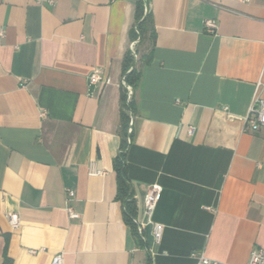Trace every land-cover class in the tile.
I'll use <instances>...</instances> for the list:
<instances>
[{"label": "crops", "instance_id": "1", "mask_svg": "<svg viewBox=\"0 0 264 264\" xmlns=\"http://www.w3.org/2000/svg\"><path fill=\"white\" fill-rule=\"evenodd\" d=\"M138 2L0 0V264H246L264 248V128L246 121L264 99V0H149L156 39L125 154L145 242L116 169ZM95 69L110 83L91 84Z\"/></svg>", "mask_w": 264, "mask_h": 264}, {"label": "built area", "instance_id": "2", "mask_svg": "<svg viewBox=\"0 0 264 264\" xmlns=\"http://www.w3.org/2000/svg\"><path fill=\"white\" fill-rule=\"evenodd\" d=\"M145 2V14L150 12V2L149 0H143ZM242 2H250L251 0H239ZM205 30H207L210 33H215L218 28V23L215 19H206L204 22ZM136 31L138 32L137 26H135ZM6 35V29L3 26H0V39L4 38ZM139 44V38L135 39L130 44V50L132 54L134 55L135 61H137V53L136 48ZM89 81L91 84H99V83H110V78L107 76H104L101 74L99 69H95L90 75H89ZM122 85L125 88L126 91V101L127 103H130L134 96V89L133 87L126 81V76L123 75L122 77ZM43 117H46V112L41 113ZM132 115V112H130ZM247 124L249 128L253 131H258L261 128H264V99L255 98L253 101V104L251 106L249 116L246 119ZM131 126L132 123L129 124L128 133L131 134ZM195 127L192 125L188 126V133L191 135L194 133ZM130 142V137H128V144L124 149H120L117 156H122V154L127 152L128 145ZM91 174H102V171L99 170H91ZM128 185L129 180L127 179ZM132 192V190L130 189ZM162 192V187L159 184H152L149 186L146 197H145V207L146 212L151 220V217L155 211V208L157 206L158 200L160 198ZM68 196L72 198L74 196V192L72 190H68ZM67 211L69 213V216L71 218H78L80 215L78 212L74 210L72 206L67 207ZM9 223L12 229L16 230L21 225V219L19 217V214L16 212H11L8 215ZM134 222L137 226V231L141 239L145 242L146 238L143 232V226L141 223H138L137 219L134 218ZM163 232V225L161 223H154V237L155 241L159 242L162 236ZM42 250V249H41ZM32 253H36L37 250H32ZM192 256L197 259V264H221L215 260H212L205 256L203 252H193ZM51 264H64V258L62 253H57L53 256L51 260ZM226 264V263H222ZM246 264H264V248L263 247H255L252 249L248 262Z\"/></svg>", "mask_w": 264, "mask_h": 264}, {"label": "trees", "instance_id": "3", "mask_svg": "<svg viewBox=\"0 0 264 264\" xmlns=\"http://www.w3.org/2000/svg\"><path fill=\"white\" fill-rule=\"evenodd\" d=\"M138 32L134 28L132 31L133 39L139 38V44L136 48L141 47V45L147 44L144 48V52L138 61H135L130 48L127 50L124 62H123V75L126 76V81L130 83L134 90L139 85L141 78L142 67L150 60V52L155 44L156 39V31H155V23L152 12H148L145 14V2L143 0H139L136 10V23ZM123 102V112L121 114V149H124L128 144L129 135L128 129L131 119L130 112L133 113V103L134 100L130 103L126 101V91H124L122 95ZM125 154L122 156H117L116 158V169L119 175V197L123 201L124 213L126 221L129 225H131L133 231L138 234L136 223L134 222V218L136 216V202L133 198V194L130 191V187L127 183V175H126V160Z\"/></svg>", "mask_w": 264, "mask_h": 264}, {"label": "rangeland", "instance_id": "4", "mask_svg": "<svg viewBox=\"0 0 264 264\" xmlns=\"http://www.w3.org/2000/svg\"><path fill=\"white\" fill-rule=\"evenodd\" d=\"M145 46H147V44H145V45H141V47H139L138 48V51L136 50V53H137V61H138V59L141 57V55L143 54V52H144V48H145ZM133 55V54H132ZM133 57H134V55H133ZM130 84V83H129ZM131 85V84H130ZM132 86V85H131ZM133 87V86H132ZM133 89H134V87H133Z\"/></svg>", "mask_w": 264, "mask_h": 264}]
</instances>
